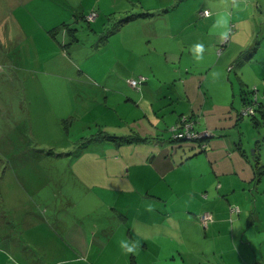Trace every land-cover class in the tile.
Segmentation results:
<instances>
[{"label":"rangeland","instance_id":"1","mask_svg":"<svg viewBox=\"0 0 264 264\" xmlns=\"http://www.w3.org/2000/svg\"><path fill=\"white\" fill-rule=\"evenodd\" d=\"M159 2L24 0L25 4L20 6L18 3L21 1L0 0V11L3 4L6 5V17L0 13V53L3 51V55L0 54V264H133L131 260L135 264H175L166 259L169 241L164 235L175 237L178 231L158 230L159 235H156L155 227H145L143 231L151 242H148V253L133 258L132 253L121 248L123 231L110 207L112 198H103V202L95 198L97 204L90 192L91 187L81 183L75 175L71 176L69 161L61 157L63 153L73 152L78 142L84 145L114 142L115 139H104L103 136H119L111 133L110 129L105 130L104 126L111 127L114 133L125 131V126L132 123L130 119L138 117L139 112L131 106V100L134 106L141 101L136 94L140 93L144 83L157 86L156 92L151 87L148 89L150 93L147 96L151 102L159 97L160 92L172 91L170 81L165 86H158L162 79L154 80L153 75L157 76L160 69H163L159 72L161 76L166 71L162 52L151 49L153 46L158 48L163 41L175 45L176 39L162 36L152 40L151 44H141L145 28L157 34L162 31L159 20L149 25L139 23L143 21H131L122 26L127 17L142 15ZM235 11L234 19L237 18ZM92 12L96 16L88 22L87 17ZM27 16L33 17L34 23L29 24L23 19ZM17 19L24 36L17 29ZM40 25L46 27L40 29ZM49 25L53 28L49 29ZM232 25L233 31L234 20ZM257 34L261 46L252 56V61L246 60V67L241 72L245 71L243 75L247 78L244 90L255 91L264 107V26ZM128 38L133 46L126 44ZM253 42H256L255 37ZM224 49L226 47L221 50L222 54ZM251 50V47L246 49L240 62L249 57ZM220 59L217 54V63H231V67L236 68V57L231 61L227 56ZM183 61L190 64L186 68L193 69L194 64L188 57ZM134 69L144 75L137 76ZM139 77L145 78L146 82L138 89L132 88L128 81ZM230 78L234 79L239 90L234 72ZM130 93H134V99L127 98ZM190 114L186 112L183 115ZM241 121L245 124L241 131L246 153L255 165L258 161L261 166L264 163V114L257 113L256 119L244 117ZM175 124L161 123L163 141L172 139L171 128ZM99 129L105 132L100 133ZM9 141L13 144L27 143L18 151L26 156L21 165L14 166L9 158L4 160L1 150L3 143ZM259 170H264V165ZM91 174L96 173L91 170ZM88 177L92 182V175ZM3 180L8 183V191H15L18 187L17 192L23 196L7 198V205L3 204ZM256 184L259 191L252 188L254 193L248 213L240 209L245 217L257 212V222L261 223L262 230L245 233L259 244L264 243V173L256 178ZM139 202L148 207L145 201ZM195 217L198 228L191 230L193 226H186L191 221L187 218L181 224V233L186 235L191 230L190 235L200 249L206 244L207 237ZM5 226H8V239H3ZM81 227L79 234L77 229ZM32 228L37 229L36 233L42 238L36 244H32L25 233ZM75 232L80 240L72 239ZM21 236L23 239H18ZM218 237L215 239L218 247L226 251V245L230 247V236ZM125 241L139 242L134 236ZM22 243L41 255L39 261L27 263ZM60 251V256L54 258L53 255ZM136 254H139L138 249Z\"/></svg>","mask_w":264,"mask_h":264},{"label":"crops","instance_id":"2","mask_svg":"<svg viewBox=\"0 0 264 264\" xmlns=\"http://www.w3.org/2000/svg\"><path fill=\"white\" fill-rule=\"evenodd\" d=\"M18 1H21L18 3L20 6L25 4L24 0H16ZM5 7L3 4V12L0 11L3 18L6 17ZM202 11H208V15H202ZM233 11L237 14L236 19ZM142 14L131 17L122 26L131 21H143L139 23L149 25L159 20L162 31L157 34L145 28L141 44H151L152 40L161 39L162 36L176 39L175 45L163 41L158 48L153 46L154 49H151L162 52L166 71L161 76L159 72L163 69H160L157 76L153 75L154 80L162 79L158 86H165L170 81L172 91L160 92L159 97L151 102L147 96L150 93L148 89L151 87L156 92L157 86L144 83L140 93L136 94L141 99L139 103L136 102L134 106V101L129 99H134V93L127 97L132 102L131 106L139 113L138 117L130 119L132 123L125 126V131L114 133L115 130L111 127L104 126L105 130L110 129L111 133L119 136H113L114 142L103 141L87 145L78 142L73 152L63 153L61 157H66L69 161L70 175H75L77 180L91 187L90 192L94 194L93 200L97 204L96 199L102 201L103 198H112L110 207L123 231L121 238L125 241L134 236L139 241V254L132 253L133 258L141 257V253H148L150 241L143 230L145 227H155L156 235H159L158 230L179 232L175 237L164 235L169 241L166 247H169V256L166 259L175 264H264V243L257 244L247 235L251 230H262L261 223L257 222V212L249 213L248 217L243 213H248L253 189L259 191L255 167L260 163L257 161L255 165L246 153L241 131L245 124L237 120L243 104L241 95L247 81L243 75L245 71L241 70L246 67V60L252 61V56H255L261 46V42L258 43L257 40V31H261L264 26V0H160L159 5ZM23 19L29 24L34 23L31 16ZM233 20L235 29L232 31ZM48 27L53 28L50 25ZM17 29L24 36L18 19ZM227 30H230L228 43L222 46L221 33ZM253 37L256 38L255 43ZM126 44L133 46L130 38ZM196 45H202L204 51L196 53ZM225 47L222 54L221 50ZM249 47L252 48L251 54L240 62ZM0 54L3 55V51ZM217 54L219 59L227 56L229 61L236 57V68L231 67V63H217ZM184 57L192 61L193 69L185 67L190 64L183 61ZM134 71L137 76L144 75L141 71ZM232 72L239 90L234 79L230 78ZM145 73L148 74L146 71ZM186 112L191 113L186 116H192L196 121L197 130L208 129L213 134L206 142L204 151L195 142L162 139L161 123H176ZM23 144L27 143H3L1 154L4 160L9 158L14 166L21 165L20 162L26 159L23 153L18 152ZM91 170L96 174H91ZM89 175H92L93 183L89 181ZM7 184L3 180L5 205L7 198L23 196L17 192L18 187L15 191H8ZM139 200L145 201L148 207ZM233 208L239 209L237 215L232 214ZM203 212L210 213L213 220L204 232L206 244L198 249L190 232L192 228H198L194 217ZM187 218L191 221L189 225H185L193 227L185 235L181 233V224ZM7 229L8 226H5L3 239L9 237ZM36 230L32 228L25 232L32 244L42 239ZM80 230L82 227L77 229L79 234ZM218 235L223 238L230 236V247L226 245V251L218 247L215 241L219 239ZM18 239L22 240L23 236ZM72 239L80 240L76 232ZM22 245L27 263L39 261L41 255L30 250L29 245ZM60 254L61 251L53 256L56 258ZM131 262L135 264L134 260Z\"/></svg>","mask_w":264,"mask_h":264},{"label":"built area","instance_id":"3","mask_svg":"<svg viewBox=\"0 0 264 264\" xmlns=\"http://www.w3.org/2000/svg\"><path fill=\"white\" fill-rule=\"evenodd\" d=\"M202 15H208V11H202ZM95 14L92 12L88 17L87 21H91L95 18ZM228 43L227 41H223L221 44L222 46H226ZM220 53V50L218 51ZM231 68H228L230 70ZM146 81L145 78L139 77L138 79H131L128 81L129 85L134 88L138 89L140 85H142ZM256 95V94H255ZM257 102L256 96H254V100L249 105H246L240 112L241 116L244 115H252L255 113V103ZM196 121L186 115H182L179 117L176 124L171 128L173 132L172 139L175 141L186 140V141H193L198 140L197 143L199 147L204 150L205 149V142L207 139L211 138L213 134L208 130H197L195 128ZM234 213H238L239 210L237 208L232 209ZM212 216L208 212H204L199 216V223L202 225L203 228H207L212 222Z\"/></svg>","mask_w":264,"mask_h":264},{"label":"trees","instance_id":"4","mask_svg":"<svg viewBox=\"0 0 264 264\" xmlns=\"http://www.w3.org/2000/svg\"><path fill=\"white\" fill-rule=\"evenodd\" d=\"M143 15V14H142ZM131 17H127L126 19H124L123 21H128V19H130ZM256 94V92L255 91H253V90H247V91H245L244 89H243V92H242V95H241V97H242V99H243V104H242V106H241V109L239 110V112H238V117H237V120L238 121H240V120H243V118L245 117V118H251V119H256L257 118V113H262V110H264V107H262V104H260V102L258 101V97H257V94ZM254 96H256V98H257V102L255 103V113L254 114H252V115H249V114H247V115H244V116H241L240 115V112H241V110L246 106V105H249V104H251L252 103V100H254ZM242 101V100H241ZM262 114H264V113H262ZM262 114H261V116H262ZM99 132L100 133H104L103 132V130H100L99 129ZM103 138L104 139H114V137H107L106 135L105 136H103ZM180 141H186V140H180ZM197 141L198 140H193V141H191V142H195V143H197ZM198 144V143H197ZM198 148L201 150V151H204V150H202L199 146H198ZM260 169V167L259 166H256L255 167V179L256 178H258L259 179V177H260V175H261V173H264V170H259ZM239 210V209H238ZM204 213V212H203ZM239 213V212H238ZM238 213H232V214H238ZM202 214V213H201ZM201 214H199V215H197V217H195L196 219H197V221H198V223H199V216L201 215ZM200 224V223H199ZM200 226L202 227V225L200 224ZM203 228V227H202ZM204 230L206 229V228H203Z\"/></svg>","mask_w":264,"mask_h":264},{"label":"clouds","instance_id":"5","mask_svg":"<svg viewBox=\"0 0 264 264\" xmlns=\"http://www.w3.org/2000/svg\"><path fill=\"white\" fill-rule=\"evenodd\" d=\"M88 22H89V21H88ZM224 22H225V27H226V26H227V21L225 20ZM229 31H230V30L223 31V32L221 33V39H222V41H227V40L229 39ZM194 50H195L196 53H201V52L204 51L202 45H196ZM189 117L192 118V116H189ZM212 137H213V136H212ZM212 137H211V138H212ZM209 139H210V138H209ZM209 139H207L206 142H207ZM174 141H175V140H174ZM206 142H205V143H206ZM198 146H199V145H198ZM205 146H206V144H205ZM204 150H205V149H204ZM138 247H139L138 242H132V241H122V242H121V248H122L123 250H125L126 253H135V252L137 251Z\"/></svg>","mask_w":264,"mask_h":264}]
</instances>
